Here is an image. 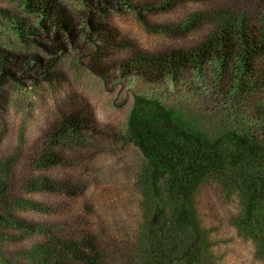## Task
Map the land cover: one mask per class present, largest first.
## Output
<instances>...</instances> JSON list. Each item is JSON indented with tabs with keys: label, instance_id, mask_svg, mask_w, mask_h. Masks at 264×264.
I'll use <instances>...</instances> for the list:
<instances>
[{
	"label": "rangeland",
	"instance_id": "rangeland-1",
	"mask_svg": "<svg viewBox=\"0 0 264 264\" xmlns=\"http://www.w3.org/2000/svg\"><path fill=\"white\" fill-rule=\"evenodd\" d=\"M51 1L71 17V35L42 28L22 0H0V48L21 59L15 80L0 85V169L7 166L11 198L20 200H12L10 215L73 238L89 232L109 260L112 246H118L122 256L113 264H126L127 242L137 237L142 218L138 205L145 161L127 139L132 115L174 114L210 134L233 125L226 104L195 90L191 75L152 83L121 66L134 57L190 51L214 34L216 17L259 18L264 0H99L100 10L88 7L87 0ZM105 37L108 45L101 51ZM72 103L94 117L102 137L67 148L65 167L39 170L32 156ZM241 112L238 127L251 121L247 106ZM42 177L58 190L24 189V181ZM64 182L71 188L59 189ZM208 187V196L200 198V215L207 230H216L207 236L211 264H264V253L253 257L251 243L235 237L226 223L217 225L233 211L234 201L214 196L213 186ZM46 240L0 224V252L11 264H30L31 252Z\"/></svg>",
	"mask_w": 264,
	"mask_h": 264
},
{
	"label": "trees",
	"instance_id": "trees-1",
	"mask_svg": "<svg viewBox=\"0 0 264 264\" xmlns=\"http://www.w3.org/2000/svg\"><path fill=\"white\" fill-rule=\"evenodd\" d=\"M22 1L26 10L37 14L42 28L73 33L71 17L53 1ZM87 3L90 8H102L99 0ZM259 16L230 18L224 13L215 19L214 34L194 49L152 59L134 57L121 66L152 83H174L177 75H191L195 90L207 91L226 104L233 125L210 134L174 114L165 117L148 111L132 115L127 139L145 161L138 205L142 218L136 225L137 237L127 242L126 264H211L214 256L207 236L216 230H207L200 215V198L208 196L209 185L214 196L234 201L233 211L217 220V225L226 223L235 237L251 243L253 257L264 253V10ZM98 27L103 30L102 25ZM101 42L102 50H98L103 51L108 40L105 37ZM20 60L0 48V85L15 80ZM246 106L251 121H242L246 125L238 127L236 118L243 116L241 110ZM98 137L102 136L94 117L76 103L67 105L32 156L34 166L39 170L65 167L67 148L96 142ZM7 169H0V224L47 238L31 252L30 264H113L122 256L118 246H112L109 260L89 232L73 238L10 215L12 204L20 200L11 198ZM23 186L25 190H58L43 177L26 180ZM60 188L67 190L71 185L60 183ZM0 264H11L1 252Z\"/></svg>",
	"mask_w": 264,
	"mask_h": 264
}]
</instances>
